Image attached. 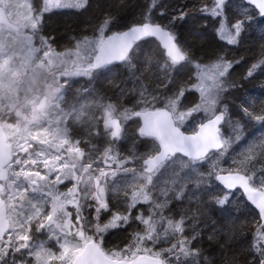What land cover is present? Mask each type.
Listing matches in <instances>:
<instances>
[{
    "label": "snow or ice",
    "instance_id": "6c2138e0",
    "mask_svg": "<svg viewBox=\"0 0 264 264\" xmlns=\"http://www.w3.org/2000/svg\"><path fill=\"white\" fill-rule=\"evenodd\" d=\"M92 7L90 0H0V264H212L196 247L201 224L214 228L213 217L232 215L234 201L259 210L248 254L249 264H264V131L251 141L245 135L248 121L264 129V82L256 85L260 98L245 93L238 111L225 102L264 74V47L237 82L230 77L243 58L213 53L215 61L204 63L207 55L197 56L184 35L238 46L254 10L264 17V0H179L172 10L144 0L131 21L107 8L91 21V35L79 30L63 50L43 34L53 14L81 16ZM186 68L187 80L178 81ZM114 69L127 79L116 83ZM148 72L154 79L144 84ZM78 77L88 87L77 94L92 99L65 111ZM70 118L84 135H73ZM124 142L128 155L118 149ZM185 198L196 206L191 216V209L178 220L165 215ZM145 204L147 216L136 211ZM137 223L125 247L105 251L110 230Z\"/></svg>",
    "mask_w": 264,
    "mask_h": 264
},
{
    "label": "trees",
    "instance_id": "16d2710c",
    "mask_svg": "<svg viewBox=\"0 0 264 264\" xmlns=\"http://www.w3.org/2000/svg\"><path fill=\"white\" fill-rule=\"evenodd\" d=\"M210 2V0H209ZM93 7L84 13L81 16H76L73 10H64L62 12L53 14L47 21V24L44 28V34H52L58 39V48L71 47L69 44V37L74 36L81 29H86L88 31L85 34L91 35V21L94 20L101 12L107 8H111L113 14L126 16L129 21L133 17L137 16L141 9L139 8L140 4L144 3V0H90ZM179 3V0H163V4L169 7V10L175 8ZM159 11V10H157ZM256 10L253 12L254 21L253 24L248 30L244 33L243 43L238 46H230L226 41H221L215 36H211L208 33H205L202 38H197L189 35L185 31V38L193 41L197 47V56L207 55L208 59L204 63L214 62L216 57L213 53H222L226 56L228 60H241V64L236 68L232 73V80L240 82L241 77L246 73L247 69L251 64L256 63L260 59V53L262 47H264V18L260 17ZM211 20V18H209ZM117 30V29H114ZM208 46H205V45ZM116 75L119 79L116 80V83H120L121 80L127 79V72L123 69H114ZM189 69H184L180 75L176 77L178 81L187 80ZM137 75H140L139 73ZM153 75L148 72L141 75V82L148 84L153 81ZM264 82V74L257 73V78L253 81L242 84V90H232L229 94L226 95L225 102L229 106L230 112L238 111V106L243 104V98L245 93H247L249 98H260L261 90L256 87V85ZM107 84V81H104ZM81 86L88 87L86 81L82 82ZM133 83L129 82L127 84L128 88H132ZM97 89L101 88L100 84H96ZM111 96V92L107 93ZM91 97H85L82 101H91ZM115 102V101H110ZM95 112L93 108L89 115ZM98 114V113H97ZM233 119L239 120V115H234ZM71 123V130L73 134L77 137L84 135V126L78 121L76 124ZM242 123H244L242 121ZM226 133L228 129L225 130ZM264 131L259 125L254 121H248L245 127V135L248 136V140H253L260 132ZM252 133V135H248ZM87 139V137H84ZM93 144L99 148L106 146L102 138L93 139ZM91 145H89L90 147ZM84 147V145H81ZM236 152L240 151V148L233 146ZM243 147V145L241 146ZM118 149L122 155H128L130 149V142H124L118 146ZM87 151V148H85ZM139 152L146 151L145 148H139ZM232 153V149L229 150ZM235 155V153H232ZM137 164H130L129 167H137ZM227 167L228 165H223ZM206 169V168H205ZM204 168L201 171H205ZM164 184H159V188H163ZM112 203H115V198L112 200ZM234 210L233 214L229 217H213V220L216 221L215 227L210 226V222H205L201 224L200 240L196 244V247L203 249L204 257L211 260L212 264H249L252 260V256L248 254V246L252 243L253 233L257 222L259 221V213L249 202H240L234 201ZM172 209V212H166L165 215L172 214L175 219H179V213H182L188 209L187 214L191 216L195 210V204H189L187 198L183 202L172 201L169 205ZM149 205L145 204L143 206H138L136 209L137 212H144L147 216ZM116 209L114 208L113 211ZM208 225V226H206ZM142 228V225L138 226L133 224L132 227L127 228V231L120 229L110 230V233L106 235V241L111 244L116 245V250L125 247L131 239V236L134 232L139 231ZM191 235V233H188ZM162 247H167L166 244L161 245ZM108 249L106 250V252Z\"/></svg>",
    "mask_w": 264,
    "mask_h": 264
},
{
    "label": "rangeland",
    "instance_id": "374dc122",
    "mask_svg": "<svg viewBox=\"0 0 264 264\" xmlns=\"http://www.w3.org/2000/svg\"><path fill=\"white\" fill-rule=\"evenodd\" d=\"M20 2L23 3L24 0H20ZM43 34H44V32H43ZM58 49L59 50H63L64 48H61V49L58 48ZM230 78L232 79V78H234V76L231 75ZM86 80H87L86 77L74 78L72 90L66 94V96H65V104L62 105V107L65 108V111H72L73 108L79 109L80 106L85 103V101H82L81 96L77 94L76 90L77 89H81L82 82H85ZM71 121H72L73 124H76V122H78V121L70 118V120H69V127H70V129H71V126H70L71 125V123H70ZM228 132L230 133V129H228ZM205 168H207V165H205ZM185 171H187V170H185ZM199 171H201V169H199ZM127 179L129 181H131V177H128ZM159 184H163V183L161 182ZM68 186H71V185L69 184ZM65 190H66V188L62 186L61 187V191H65ZM138 226H139V224H138ZM41 239H43V237H41ZM103 248L105 249V251L107 249H108V251L109 250L118 251V250H116V245L115 244L113 245V244L108 243L106 241V237H105V242L103 244Z\"/></svg>",
    "mask_w": 264,
    "mask_h": 264
},
{
    "label": "water",
    "instance_id": "95a60500",
    "mask_svg": "<svg viewBox=\"0 0 264 264\" xmlns=\"http://www.w3.org/2000/svg\"><path fill=\"white\" fill-rule=\"evenodd\" d=\"M257 12H258V10H256ZM264 18V17H263ZM254 208H255V206L254 205H252ZM255 210H257V212L259 213V210L257 209V208H255Z\"/></svg>",
    "mask_w": 264,
    "mask_h": 264
},
{
    "label": "flooded vegetation",
    "instance_id": "af4514ba",
    "mask_svg": "<svg viewBox=\"0 0 264 264\" xmlns=\"http://www.w3.org/2000/svg\"><path fill=\"white\" fill-rule=\"evenodd\" d=\"M62 187V186H61Z\"/></svg>",
    "mask_w": 264,
    "mask_h": 264
}]
</instances>
